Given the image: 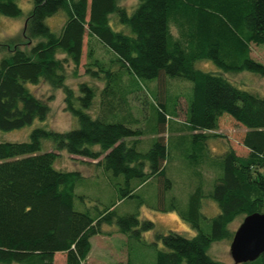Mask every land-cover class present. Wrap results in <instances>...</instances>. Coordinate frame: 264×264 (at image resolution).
<instances>
[{
	"label": "trees",
	"instance_id": "obj_1",
	"mask_svg": "<svg viewBox=\"0 0 264 264\" xmlns=\"http://www.w3.org/2000/svg\"><path fill=\"white\" fill-rule=\"evenodd\" d=\"M118 1L31 0L22 41L15 36L0 43V131L46 119L47 100L28 88L40 80L61 88L64 110L76 121L66 131L34 127L27 140L0 141V264H54L56 254L64 256L63 264H83L90 240L107 235L103 225L116 226V233L126 238L127 250L140 241L152 223L139 222L134 214L116 216L113 207L133 198L135 190L151 180L171 187L164 173L173 150L162 135L165 128L170 130L167 121L174 119L179 97L185 107L176 139L201 142L197 154L184 157L191 158L185 167L193 192L188 216L180 214L196 234L154 235L149 244L153 264H221L207 255L208 246L231 240L228 226L235 218L264 213V96L237 88L222 73L193 66L207 59L224 73L248 70L264 77V65L249 55L251 44L264 46V0H136L129 14ZM59 10L63 21L53 31L45 19ZM19 13L15 0H0L1 15ZM111 13L128 30L111 29ZM84 36L98 42L108 57H95L89 48L84 73L101 86L83 81L74 89L63 83L65 66L71 64L75 72ZM175 77L190 81L189 90L171 91L166 84ZM134 99L154 114L149 130L154 137L145 136L144 127L126 124L137 120L139 111L134 114L130 103ZM223 115L244 128L239 140L244 155L231 146L218 155L208 154L205 142L219 136L215 130ZM141 137L148 143L152 139L145 151L138 149L148 144L143 146ZM45 143L50 150L43 149ZM61 151L98 158L93 168L106 178L104 189L118 192L115 201L89 210V197L77 188L83 176L92 177L95 170L85 175L55 167ZM203 165L213 173L207 188L199 172ZM110 176L118 180L112 183ZM203 196L218 209L208 221V233L197 222ZM129 258L127 253V264ZM242 264H264V251Z\"/></svg>",
	"mask_w": 264,
	"mask_h": 264
},
{
	"label": "rangeland",
	"instance_id": "obj_2",
	"mask_svg": "<svg viewBox=\"0 0 264 264\" xmlns=\"http://www.w3.org/2000/svg\"><path fill=\"white\" fill-rule=\"evenodd\" d=\"M136 0H119L118 5L127 8L126 11L129 14L135 7ZM15 4L20 9L19 15L15 17H8L0 14V43L10 42L13 37H17L18 41H22V25L24 19L31 8V0H15ZM63 12L59 10L54 15L47 17L45 23L53 31L57 30L63 21ZM109 25L113 30H128L124 25L118 23L114 13L110 14ZM171 31L174 32V28L171 27ZM25 48V47H24ZM91 48L95 57L106 59L108 55L100 44L94 39H87L84 36L82 54L80 62L74 72L73 66L68 64L65 66V79L64 84L76 88L78 82L86 81L88 83L95 82L99 87L100 83L89 79L84 73V64L86 62V52ZM249 55L254 60L261 62L264 65V46L263 45H250ZM60 56V55H59ZM193 66L199 70L205 72L222 73L224 77L237 88L246 90L251 93H255L260 96H264V77L248 71L241 70L238 72H222L219 70L210 60L199 59L194 61ZM75 69V68H74ZM177 80V81H174ZM155 80H151V82ZM181 81V82H180ZM157 87L156 84H153ZM171 91L184 92L188 91L191 87V82L188 80L173 78L166 84ZM28 88L38 97L47 100L49 105V111L46 119L42 122L34 120L30 125H26L19 129L10 131H0V141H24L28 138L29 131L34 127H44L55 131H66L69 128L76 126V121L67 111L64 110L63 92L61 88H54L47 82L40 80L34 85H29ZM140 99L146 100L143 94H140ZM132 105V111L136 114V110L139 113L135 116L136 121H132L130 124L126 123L130 128H139L147 132L145 136L154 137L150 133V126L154 125V114L147 106L140 107L141 104L137 100L130 101ZM185 102L183 97L177 99V105L175 108L174 119L167 121L170 125V130L165 128V133L162 135L168 140V148L173 150L168 154L167 164L165 166L164 176L172 182L171 187H166V184L160 183L157 179L151 180L141 187H138L134 192V197L126 199L122 202H118L114 205L113 209L116 216H123L128 214H134L137 216L139 222L149 221L152 223V229L145 231L141 235V239L138 242H133L129 250L126 247V238L121 234L116 233V226L103 225L102 229L106 236H96L90 240L91 248L87 254L83 264H127V253L130 254L129 264H153L154 263V250L149 246L152 242L154 235L166 234L167 232H175L183 237L190 238L196 234V230L186 220L180 217V214L187 215V202L188 198L193 191L191 181V188L186 181L188 177V171L186 166L185 154H191L194 151L198 152V147L201 142L191 143L190 139H184L183 143H180L176 136L178 135L179 121H183ZM146 111V113H145ZM225 116V117H224ZM170 117V116H169ZM178 120V121H177ZM149 125V126H148ZM144 127V128H143ZM244 128L233 122L231 119L223 115L219 119L216 133L217 137H209L206 142V150L211 156L218 155L227 146L233 147L237 152L244 155V151L239 145L240 136L243 133ZM182 132V131H181ZM185 136L188 131L184 132ZM143 140V146L148 143V138L141 137ZM171 139H175L173 143ZM177 140V141H176ZM149 143L138 148L140 151H145ZM176 148H182V150H176ZM193 148V150H192ZM43 149L50 150L48 143H45ZM175 150V151H174ZM96 159H90L77 155H69L65 151H61L56 157L54 165L62 170H78L81 174L87 175L89 171H94L92 177L83 176L81 185H78L77 191L86 192L89 197L85 201V206L92 212L95 210H101L108 207L115 201L118 192L112 188L103 187L106 184V178L103 177L102 171L93 168V163ZM194 161H192L193 163ZM201 179L204 183V188H207L208 183L213 177L212 170L201 166L200 170ZM193 170H191V174ZM111 175L110 173H108ZM96 175V176H95ZM111 182L115 183L118 179L110 176ZM117 179V180H116ZM212 184V182H211ZM211 184L207 191H210ZM104 189V190H103ZM92 198V199H91ZM201 209L199 212L198 225L202 232H209V219L215 216L218 212L216 204L206 197L199 199ZM242 217L235 218L228 226V229L232 232L236 230L241 223ZM230 240H221L212 242L207 248V255L214 261L221 264H232V261L228 254ZM158 248L159 245H157ZM64 256L62 254H56L53 258L54 264H63Z\"/></svg>",
	"mask_w": 264,
	"mask_h": 264
},
{
	"label": "water",
	"instance_id": "obj_3",
	"mask_svg": "<svg viewBox=\"0 0 264 264\" xmlns=\"http://www.w3.org/2000/svg\"><path fill=\"white\" fill-rule=\"evenodd\" d=\"M263 251L264 213L243 217L229 243L228 254L232 264L251 262Z\"/></svg>",
	"mask_w": 264,
	"mask_h": 264
},
{
	"label": "crops",
	"instance_id": "obj_4",
	"mask_svg": "<svg viewBox=\"0 0 264 264\" xmlns=\"http://www.w3.org/2000/svg\"><path fill=\"white\" fill-rule=\"evenodd\" d=\"M88 174V173H87Z\"/></svg>",
	"mask_w": 264,
	"mask_h": 264
}]
</instances>
